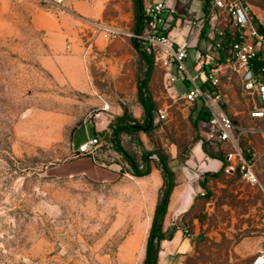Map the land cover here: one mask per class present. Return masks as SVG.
Segmentation results:
<instances>
[{"label": "rangeland", "instance_id": "1", "mask_svg": "<svg viewBox=\"0 0 264 264\" xmlns=\"http://www.w3.org/2000/svg\"><path fill=\"white\" fill-rule=\"evenodd\" d=\"M125 1L123 15L132 11ZM132 7L130 32L136 24ZM37 11L72 14L65 0H0V264H144L148 194L129 177L130 164L106 135L94 133L93 156L78 148L86 138L84 126L104 108L121 106L132 114L135 87L147 65L132 38L98 35L93 20H79L85 28L80 39L51 41L47 20H33ZM120 38H126L124 46L109 50ZM74 49L87 70L82 88L66 75L63 55ZM195 56L196 49H189L185 64L191 73ZM164 66L154 62L146 86L166 119L154 112V129L146 133L150 150L140 149L138 132L123 135V146L139 163L145 155L151 167L159 155L170 160L174 146L180 162L197 143L223 157V144L208 139V121H198L202 102L187 101L189 82L170 83ZM221 92L223 108L239 128L260 130L238 133L259 184L251 186L238 172L225 173L229 189H207L205 201L214 203V211L200 220L206 229L195 237L191 213L183 216V229L191 234L184 232L183 238H190L192 247L179 252L181 242L171 241L178 220L165 232L157 264H253L264 256V122L249 118L251 106L238 77L224 79ZM160 197L161 192L158 203Z\"/></svg>", "mask_w": 264, "mask_h": 264}, {"label": "crops", "instance_id": "2", "mask_svg": "<svg viewBox=\"0 0 264 264\" xmlns=\"http://www.w3.org/2000/svg\"><path fill=\"white\" fill-rule=\"evenodd\" d=\"M245 1L249 4L251 13L260 25L261 30L264 31V0ZM125 2L126 6H128L127 8L130 7L133 11L132 6L134 5V0H126ZM65 3L70 8L72 14L57 13L54 11H37L33 16V20H47L46 30H50L51 32V41H66L67 39L69 41H75L80 39L82 36L81 31H84L85 28L79 20L83 19L103 22L120 30L129 31V28L132 26V20L130 19L133 16V12L131 11L123 15L122 0H65ZM170 6L176 11V13L170 17V26H175L178 31L176 38L183 37L191 40L190 49L195 48L197 51L195 59L210 46V40L214 36L213 28L215 26L223 28L227 26L226 15L219 10H213L209 5V0H171ZM192 20H196V24L190 30L185 27V24ZM120 40L121 41H111L110 43H113V45H110L108 49L111 50L119 48L122 45L124 46L121 42L125 41L126 38H120ZM131 41L135 53L146 63L147 70L149 63L148 58L152 57L153 64L155 62L152 52L136 40L131 39ZM202 42L203 44H201ZM106 43L107 40L105 39L100 41V45L103 48L108 46ZM199 44L203 45V49L199 47ZM111 56L115 57L117 55H112L111 53ZM63 60L67 66L66 75L72 85L76 88L84 87L87 83L88 75L79 50L74 49L72 52L64 54ZM139 85L140 84L135 87L134 92L137 102L135 101L136 103H133L130 112H132L131 115L134 118L141 121L142 116H145V114L144 108L138 97ZM105 103L108 105V101H105ZM154 103L156 105L155 100ZM158 109L161 108H157L156 105L155 111ZM124 112L128 111L119 106L104 108L103 111L95 114L90 122H87L84 126L86 138L81 144L91 139L95 132L106 130L110 120L116 116L122 115ZM137 136L143 148L150 150L146 133L140 131ZM203 147L202 143H197L191 151L190 156L184 162L178 160V149L175 146L170 149L169 166L174 173L175 186L170 194L163 231L166 232L180 220V225L176 226L171 240L181 242L182 246H179V252H187L192 247V242L190 238H188L189 236L185 239L183 238L184 230L188 229H183L187 226L185 225L186 222L182 220V217L191 213L190 224L193 226V235L197 237L199 231L205 230L207 227L206 224L200 223V220L204 218L205 213L210 215L214 211V203L205 201V195L208 193L207 189L213 190L215 186L218 187V189L220 187L229 189V184L226 183V181L229 180V176L225 175L224 171H222L224 156H214L205 151ZM222 147L224 149V154L232 150L231 145L227 143L223 144ZM112 171L116 172L115 170ZM129 177L135 184L140 186L142 192L148 194V199L151 200L148 206V219L149 225L150 221L152 225L158 205V196L164 184L162 172L160 168L152 162V169L148 175L143 177L129 175ZM203 204H205V212H202V209L200 210ZM222 208L230 209L227 205H222Z\"/></svg>", "mask_w": 264, "mask_h": 264}, {"label": "built area", "instance_id": "3", "mask_svg": "<svg viewBox=\"0 0 264 264\" xmlns=\"http://www.w3.org/2000/svg\"><path fill=\"white\" fill-rule=\"evenodd\" d=\"M171 0H143L142 29L140 32L120 30L111 25L95 22L98 35L108 39L128 36L149 49L156 62H162L170 73L169 82L188 81L190 88L185 98L189 102L200 100L209 114L206 123L207 136L212 142L229 144L232 150L224 154L223 171L226 174L240 173L251 186L259 184L254 165L244 155L238 133L255 134L260 130H242L224 110L222 81L238 77L242 93L250 104L249 118L264 122V31L253 17L245 0H209L213 10L227 17L226 27L213 28L210 46L195 59L194 73L189 72L185 61L191 48L188 38H176L178 31L170 26V17L176 13ZM196 20L185 27L192 29ZM158 120H165L162 109L156 111ZM98 140L91 138L79 146L82 155L93 156ZM191 236L188 230H184ZM253 264H264V256Z\"/></svg>", "mask_w": 264, "mask_h": 264}, {"label": "trees", "instance_id": "4", "mask_svg": "<svg viewBox=\"0 0 264 264\" xmlns=\"http://www.w3.org/2000/svg\"><path fill=\"white\" fill-rule=\"evenodd\" d=\"M135 8V28L134 32H140L142 29V8L143 0H134ZM134 40V39H133ZM148 68L146 70L145 78L142 80L138 87V97L139 101L144 108V119L143 121L137 120L128 112H124L120 116L112 118L107 126V129L100 132L103 135H106L109 138V141L113 145L114 150L123 155L125 160L130 164L133 175L137 177H143L148 175L151 172V161L146 159V156H142V162H137L136 159L129 153V151L122 144L123 135H132L140 131L145 133L151 132L154 129V112L156 110V105L151 95H149L146 87V82L149 79L150 72L153 66V58H148ZM209 114L204 109L201 108L198 112V121L204 120L209 121ZM100 133L96 137H99ZM138 144L142 150H145L142 146L140 140ZM204 146V144H203ZM150 153L159 154L156 151H150ZM245 157L251 161V154L244 150ZM156 165L160 168L163 175V188L161 190V197L159 203L156 207L154 214L153 222L149 231V236L146 246V256L144 264H157L158 254L160 250V245L162 241L167 239L166 233L163 231V224L167 214L168 204L170 194L175 186L174 173L169 166V160L163 156L159 155L158 162ZM142 166V167H141ZM223 171V168H222Z\"/></svg>", "mask_w": 264, "mask_h": 264}]
</instances>
